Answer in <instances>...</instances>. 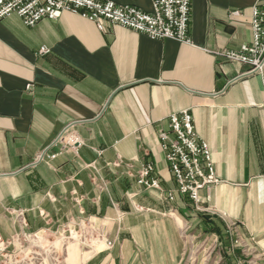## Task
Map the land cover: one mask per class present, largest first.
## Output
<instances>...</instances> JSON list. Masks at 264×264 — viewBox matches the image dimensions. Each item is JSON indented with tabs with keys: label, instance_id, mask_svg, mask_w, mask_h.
<instances>
[{
	"label": "crops",
	"instance_id": "crops-1",
	"mask_svg": "<svg viewBox=\"0 0 264 264\" xmlns=\"http://www.w3.org/2000/svg\"><path fill=\"white\" fill-rule=\"evenodd\" d=\"M254 6L191 0L187 43L71 12L0 19V235L88 220L112 247L66 264H232L242 250L264 264V69L224 56L251 43ZM183 110L221 180L197 204L174 191L158 138ZM146 163L161 191L136 182Z\"/></svg>",
	"mask_w": 264,
	"mask_h": 264
},
{
	"label": "built area",
	"instance_id": "built-area-1",
	"mask_svg": "<svg viewBox=\"0 0 264 264\" xmlns=\"http://www.w3.org/2000/svg\"><path fill=\"white\" fill-rule=\"evenodd\" d=\"M190 5L191 0H151L150 11H143L136 6L111 0H0V19L16 14L25 25L32 26L43 18L56 19L63 12H71L92 21L101 30L104 22L108 21L151 39L187 43ZM250 27L251 43L242 45L238 51H226L224 56L249 65L248 73L262 72L264 9L252 8ZM39 52H47V49L42 47ZM158 137L164 159L176 182L174 191L187 195L197 204L199 191L217 185L221 180L214 174L210 149L206 142L198 138L189 112L183 110L169 115V129L160 132ZM64 142L70 147L80 144L77 137L71 134L64 138ZM153 170L151 163L144 164L136 173V181L145 188L161 191L158 180L152 175ZM166 198L172 200L173 192H167ZM59 241L64 244L76 241L93 249V252L109 249L113 244L103 231L86 220L78 228L62 227L59 233L41 229L33 233H16L8 240L0 237V264H19L23 261L18 259L19 255L26 259L25 263H29L33 254L56 253Z\"/></svg>",
	"mask_w": 264,
	"mask_h": 264
},
{
	"label": "rangeland",
	"instance_id": "rangeland-1",
	"mask_svg": "<svg viewBox=\"0 0 264 264\" xmlns=\"http://www.w3.org/2000/svg\"><path fill=\"white\" fill-rule=\"evenodd\" d=\"M159 138V137H158ZM137 182V181H136ZM153 189V188H152ZM18 215H21V212L18 213ZM100 229V228H99ZM102 231V229H100ZM39 231V230H37ZM33 233V232H26V231H18L17 233ZM36 232V231H34ZM12 235L3 238L1 235L0 237L4 240H8L10 239ZM107 236V235H106ZM108 237V236H107ZM44 238V237H43ZM44 240V239H43ZM63 244V246H61ZM57 250L56 253L53 254H49L46 251V254H38V255H32L31 261L29 263H25L26 259H23L22 255L18 256V259L23 260L22 262H18L19 264H54V261H56V264H66L68 261V255L70 252H72L73 249L78 250L79 253L80 250L83 251V257L87 256L90 253H93V249L90 250V248L88 249L87 246L78 243L76 241H68L65 244L62 241H59V243L57 244ZM112 247V246H111ZM38 247H36L37 249ZM86 248V249H85ZM241 255H239L238 257L235 258L234 263L232 264H257L255 261V257H253V255L250 254L246 255L244 254L243 250H242Z\"/></svg>",
	"mask_w": 264,
	"mask_h": 264
}]
</instances>
